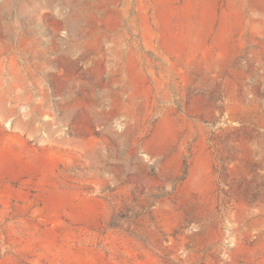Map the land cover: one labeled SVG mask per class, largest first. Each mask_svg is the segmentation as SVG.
<instances>
[{
	"label": "rangeland",
	"instance_id": "1",
	"mask_svg": "<svg viewBox=\"0 0 264 264\" xmlns=\"http://www.w3.org/2000/svg\"><path fill=\"white\" fill-rule=\"evenodd\" d=\"M0 264H264V0H0Z\"/></svg>",
	"mask_w": 264,
	"mask_h": 264
}]
</instances>
